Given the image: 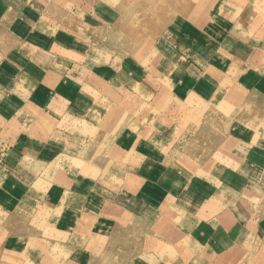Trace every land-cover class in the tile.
Masks as SVG:
<instances>
[{
	"label": "crops",
	"instance_id": "obj_1",
	"mask_svg": "<svg viewBox=\"0 0 264 264\" xmlns=\"http://www.w3.org/2000/svg\"><path fill=\"white\" fill-rule=\"evenodd\" d=\"M50 1L56 14L60 0ZM214 1L133 0L126 8L124 0H103L104 10L77 6L67 29L45 37L46 0H0V264H108L122 220L141 228L144 243L132 253L150 264H188L189 255L196 264H264V42L252 46L250 36L264 6L250 0L220 15ZM76 12L84 21H70ZM162 15L169 23L162 36L152 46L151 35L139 42L133 20L148 26ZM133 60L151 63L145 67L163 79L176 103L173 121L146 139L130 121L102 150L98 140L146 75ZM225 101L235 118L210 178L190 177L179 167L185 159L166 164L147 149L183 147L188 112ZM253 105L258 116L246 118ZM91 153L130 155L108 168Z\"/></svg>",
	"mask_w": 264,
	"mask_h": 264
},
{
	"label": "rangeland",
	"instance_id": "obj_2",
	"mask_svg": "<svg viewBox=\"0 0 264 264\" xmlns=\"http://www.w3.org/2000/svg\"><path fill=\"white\" fill-rule=\"evenodd\" d=\"M46 1L49 5V8H45L46 10L44 11L45 13H47L45 15V21L47 22V30H45V32L43 33L45 37L50 36L49 34L51 33L55 34L59 29L61 30V28L67 29V15L77 6L81 7L82 9H86V11L89 13L95 12L96 7L98 9L104 10L101 8V6H108V4L106 5L103 0H60L59 3H56V6H58V9L54 12L56 14H52L53 11L50 8L52 3L50 0ZM124 1H126V8H128V5L133 0ZM155 1L161 3V0H154V2ZM247 1L250 0H215L210 8L217 10L218 12H220L221 15L227 9L228 11L230 9L231 11H234L235 9L238 11L244 6L245 2ZM258 1V5L261 4L264 6V0ZM150 9L151 13L153 9L157 11L158 5H156L155 8H148V11ZM208 14L210 13H207V15ZM214 15L215 13H213V16ZM165 16L169 17L168 14H166ZM84 19L85 17L76 12L75 15L72 14L70 21L73 23L74 20L78 22L84 21ZM153 20L154 22L152 24H149L148 26L144 25V20L142 17L133 20V22H135L134 27H139L137 31L139 35V42L143 38H145V41H148V39L146 38H149L148 35H151L150 43L152 46V43L162 36L161 34L164 32L165 27L169 24L167 22L168 19H164V15H162L161 17H156ZM73 27L76 28L75 26ZM169 31L170 30H168V32ZM178 34V31L173 32V35L178 36ZM250 36L252 39V46L256 43L264 42V13L259 15L257 20L252 24ZM150 43L146 45V49H148V46L150 47ZM187 43L189 44L190 42L187 41ZM134 47L135 45L129 50V52ZM156 48L157 50L160 49L157 46ZM115 50L116 49L110 48L108 52L109 59H116L119 56V52L117 53ZM122 52L124 54L126 53V51ZM139 58H142V56ZM142 63H137L135 60H133V62L131 63V68H146V75L144 77L137 78V80L140 81L138 82L137 88H134V95L130 96V98L126 100L129 105L124 106L123 110L120 111L121 113L119 114L118 119L115 122L114 129L112 130V132L109 134L103 133V135L101 136L102 140H98L99 147L102 150H105L110 144V136L113 137L118 133L120 129L122 130L124 128H127V124L130 121H136L137 124L140 125V128L143 127L144 130L143 132H139V136L145 139L148 138L149 135L154 131L159 133L158 131L160 130H169L168 127L170 125V121H173L169 117L174 114V107H176V103L166 97V93L162 88L163 79L157 75V72L154 71L153 68L150 69L152 64L149 62ZM147 63L150 65V68L145 67ZM158 64H160V60L159 62H155V66L159 67ZM113 66H121V62L116 61L110 63L108 66L109 73L112 72V74H114L116 72V70L113 69ZM122 78L120 79V82H122L124 86H127L129 85V83H131L130 81H127L124 77ZM114 87H116V85ZM103 92L104 90H101V94ZM158 93L162 94V96L159 95V97L156 99V103L154 102L148 106L143 107V102L153 100L152 97ZM225 102L226 103H221L219 105V108L214 107L211 104H206L205 106L200 107V109L198 107L191 109V111L188 112L189 114H192L191 118H193V123L187 128L188 133L190 135V140L183 147L180 143H175L172 141L171 144L167 143L168 145H166L165 142L155 145L156 147L150 145L149 147H147V149L154 151L155 153L153 154L157 158L163 157V155H165L166 160H164V162L166 164L171 161L172 163H175L176 160L185 159L186 161L183 160L182 166L179 167H181L182 172L187 170L186 173L190 177L200 176L203 178H210L209 175L212 174V171H217V168L219 169L222 167V154L215 153V151L218 147H220V145H222V142L224 141L225 137L229 133H231V123L233 121L232 119L235 118L232 112L229 113L223 108L227 106V101ZM258 112V109L255 108V105H253V107L246 108L244 113L246 118L255 119L258 116ZM3 123L4 122L0 120V138L4 137L2 135L4 133L3 130L5 129V125L3 126ZM135 132H137V129H135ZM3 145L4 143L0 142V153H3L1 150L3 148ZM94 147L95 144L93 145V148ZM91 154L100 155L99 159L101 160V162H103V165L105 164L106 166L107 164L108 168L113 165H116L117 162H119L120 164H125L128 161V158H126L125 156L130 155V153H118V155L117 153ZM122 154L126 155L123 157L121 156ZM116 167L117 166H115L113 169H115ZM186 173L184 172V175ZM112 180L115 179L113 178ZM117 225L121 232L118 234V236L114 235V237L111 239V255L109 256L108 264H121L122 262H125L126 264L128 260H132L133 257L136 258L137 256L140 257V262L137 263L138 259H136V263L133 264H150V262L147 260L148 258L145 259L142 257V253L140 255H133L132 253L133 250L139 249V246L141 248L144 243V233L140 230L141 228L139 229L137 224L133 223L130 220L117 221V223L113 227V230L117 228ZM156 237L165 238L164 234L159 232L157 233ZM155 244L160 246V243L158 241ZM248 249L250 248L248 247ZM151 253H153L152 249ZM156 258L160 259L158 257V254ZM156 263L158 264V260H156ZM188 264H196L194 263V260L192 257H190V255L188 256ZM204 264L221 263L213 262L211 260L209 263Z\"/></svg>",
	"mask_w": 264,
	"mask_h": 264
},
{
	"label": "bare ground",
	"instance_id": "obj_3",
	"mask_svg": "<svg viewBox=\"0 0 264 264\" xmlns=\"http://www.w3.org/2000/svg\"><path fill=\"white\" fill-rule=\"evenodd\" d=\"M203 100V99H202Z\"/></svg>",
	"mask_w": 264,
	"mask_h": 264
}]
</instances>
